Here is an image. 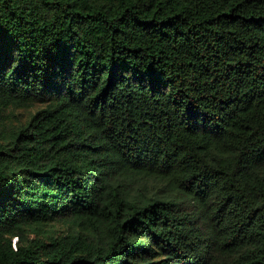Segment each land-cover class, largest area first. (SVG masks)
I'll return each instance as SVG.
<instances>
[{"label": "trees", "instance_id": "1", "mask_svg": "<svg viewBox=\"0 0 264 264\" xmlns=\"http://www.w3.org/2000/svg\"><path fill=\"white\" fill-rule=\"evenodd\" d=\"M0 264H264V0H0Z\"/></svg>", "mask_w": 264, "mask_h": 264}, {"label": "rangeland", "instance_id": "2", "mask_svg": "<svg viewBox=\"0 0 264 264\" xmlns=\"http://www.w3.org/2000/svg\"><path fill=\"white\" fill-rule=\"evenodd\" d=\"M37 108H39V106H34L32 108H29V109H20L18 110L19 112L17 113L16 111L13 113V115H15V117L21 121H24L26 118L29 117L30 113H32L33 111H35ZM55 227L58 229V230H63L65 229V226H62V224H58V225H55Z\"/></svg>", "mask_w": 264, "mask_h": 264}]
</instances>
